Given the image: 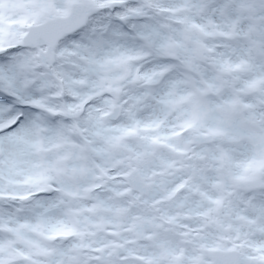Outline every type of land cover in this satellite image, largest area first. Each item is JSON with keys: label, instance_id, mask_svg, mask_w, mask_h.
Listing matches in <instances>:
<instances>
[{"label": "snow or ice", "instance_id": "6c2138e0", "mask_svg": "<svg viewBox=\"0 0 264 264\" xmlns=\"http://www.w3.org/2000/svg\"><path fill=\"white\" fill-rule=\"evenodd\" d=\"M0 264H264V0H0Z\"/></svg>", "mask_w": 264, "mask_h": 264}]
</instances>
